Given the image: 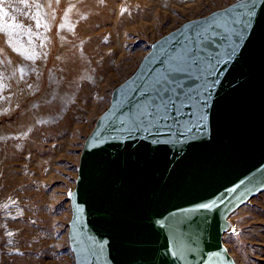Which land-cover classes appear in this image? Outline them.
<instances>
[{
	"label": "water",
	"instance_id": "95a60500",
	"mask_svg": "<svg viewBox=\"0 0 264 264\" xmlns=\"http://www.w3.org/2000/svg\"><path fill=\"white\" fill-rule=\"evenodd\" d=\"M108 105L68 195L75 264H238L232 215L264 193V0L159 37Z\"/></svg>",
	"mask_w": 264,
	"mask_h": 264
},
{
	"label": "rangeland",
	"instance_id": "374dc122",
	"mask_svg": "<svg viewBox=\"0 0 264 264\" xmlns=\"http://www.w3.org/2000/svg\"><path fill=\"white\" fill-rule=\"evenodd\" d=\"M234 1L0 2V264H75L68 195L112 91L159 37ZM232 221L237 263L264 264V193Z\"/></svg>",
	"mask_w": 264,
	"mask_h": 264
},
{
	"label": "bare ground",
	"instance_id": "6f19581e",
	"mask_svg": "<svg viewBox=\"0 0 264 264\" xmlns=\"http://www.w3.org/2000/svg\"><path fill=\"white\" fill-rule=\"evenodd\" d=\"M29 50H30V49H29ZM20 51H21V50H20ZM22 52L24 53V51H23V50L21 51V53H22Z\"/></svg>",
	"mask_w": 264,
	"mask_h": 264
},
{
	"label": "snow or ice",
	"instance_id": "6c2138e0",
	"mask_svg": "<svg viewBox=\"0 0 264 264\" xmlns=\"http://www.w3.org/2000/svg\"><path fill=\"white\" fill-rule=\"evenodd\" d=\"M0 2H2V0H0Z\"/></svg>",
	"mask_w": 264,
	"mask_h": 264
}]
</instances>
